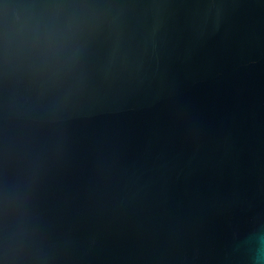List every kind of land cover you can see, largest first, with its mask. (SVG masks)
Masks as SVG:
<instances>
[{
  "label": "water",
  "instance_id": "95a60500",
  "mask_svg": "<svg viewBox=\"0 0 264 264\" xmlns=\"http://www.w3.org/2000/svg\"><path fill=\"white\" fill-rule=\"evenodd\" d=\"M0 264H264V0H0Z\"/></svg>",
  "mask_w": 264,
  "mask_h": 264
}]
</instances>
